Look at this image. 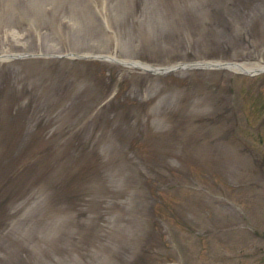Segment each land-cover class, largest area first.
<instances>
[{"label": "rangeland", "instance_id": "1", "mask_svg": "<svg viewBox=\"0 0 264 264\" xmlns=\"http://www.w3.org/2000/svg\"><path fill=\"white\" fill-rule=\"evenodd\" d=\"M2 54L0 264H264V72L72 55L264 66V0H0Z\"/></svg>", "mask_w": 264, "mask_h": 264}, {"label": "bare ground", "instance_id": "2", "mask_svg": "<svg viewBox=\"0 0 264 264\" xmlns=\"http://www.w3.org/2000/svg\"><path fill=\"white\" fill-rule=\"evenodd\" d=\"M1 62H2V60H0V63ZM139 66H143V67H148L149 68V66L145 65V64H139ZM233 67H234L233 69H235V71L247 72V73H248V71L250 72L253 69L264 70V66H259V65H255V64H253V65L242 64L240 66H233Z\"/></svg>", "mask_w": 264, "mask_h": 264}]
</instances>
